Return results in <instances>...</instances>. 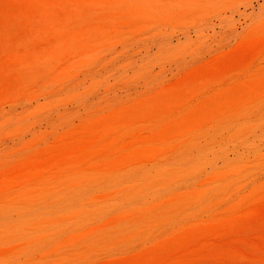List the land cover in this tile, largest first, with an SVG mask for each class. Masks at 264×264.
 Segmentation results:
<instances>
[{"label": "rangeland", "instance_id": "374dc122", "mask_svg": "<svg viewBox=\"0 0 264 264\" xmlns=\"http://www.w3.org/2000/svg\"><path fill=\"white\" fill-rule=\"evenodd\" d=\"M0 264H264V0H0Z\"/></svg>", "mask_w": 264, "mask_h": 264}, {"label": "bare ground", "instance_id": "6f19581e", "mask_svg": "<svg viewBox=\"0 0 264 264\" xmlns=\"http://www.w3.org/2000/svg\"><path fill=\"white\" fill-rule=\"evenodd\" d=\"M259 0H248V3H249V5H253L254 4V2H258ZM241 9V8H240ZM250 11V10H249ZM250 14H251V12H250ZM236 15V14H235ZM249 15V14H248ZM243 17V16H242ZM213 19V18H212ZM241 19V18H240ZM213 21V20H212ZM231 23V22H230ZM204 25V24H203ZM211 26V25H210ZM243 26V25H242ZM248 26V25H247ZM211 28V27H210ZM200 29V28H199ZM198 29V30H199ZM201 29H202V27H201ZM198 30H197V32H198ZM193 31H195V30H193ZM200 32L202 31V30H199ZM194 34V33H193ZM186 35H189V33L187 32V34ZM188 37V36H187Z\"/></svg>", "mask_w": 264, "mask_h": 264}]
</instances>
